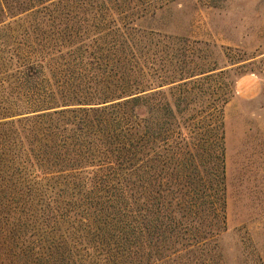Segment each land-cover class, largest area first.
I'll list each match as a JSON object with an SVG mask.
<instances>
[{
  "label": "trees",
  "instance_id": "obj_1",
  "mask_svg": "<svg viewBox=\"0 0 264 264\" xmlns=\"http://www.w3.org/2000/svg\"><path fill=\"white\" fill-rule=\"evenodd\" d=\"M182 1L0 0V264L209 260L226 229L222 105L177 91L216 67L167 34L162 66V32L142 25ZM68 56L101 75L69 81Z\"/></svg>",
  "mask_w": 264,
  "mask_h": 264
},
{
  "label": "rangeland",
  "instance_id": "obj_2",
  "mask_svg": "<svg viewBox=\"0 0 264 264\" xmlns=\"http://www.w3.org/2000/svg\"><path fill=\"white\" fill-rule=\"evenodd\" d=\"M142 25L162 32V66L167 34L186 39L177 48L179 57L183 52L190 53L191 67H216L213 77L204 81L199 80L200 75L185 79L191 83L180 81L177 91L184 95L185 89L192 87L203 100L222 105L219 109L224 118L226 229L217 237L209 260L201 258L199 263L264 264V0H184L160 10ZM78 26L70 20L68 29ZM90 51L97 54V48H89L85 62L91 57ZM72 57L68 56L69 65L63 72L69 81L80 73L86 78L101 75L102 70L96 66L73 65ZM181 59L179 69L187 67ZM245 76L249 77L248 85L257 90L249 92L250 96L239 91V81ZM170 86L163 87L166 97ZM206 103H195L194 113L207 109ZM206 115L202 112L197 116ZM205 122L211 125L214 119ZM199 169L216 172L205 157ZM187 258L181 256L163 264H186Z\"/></svg>",
  "mask_w": 264,
  "mask_h": 264
},
{
  "label": "crops",
  "instance_id": "obj_3",
  "mask_svg": "<svg viewBox=\"0 0 264 264\" xmlns=\"http://www.w3.org/2000/svg\"><path fill=\"white\" fill-rule=\"evenodd\" d=\"M250 81H249V77H247V76H245V77H243L240 81H239V86H240V93L243 95V93H244V95H246V96H250L251 95V93H249V92H253L254 90H255V88L253 87V85H248V83H249ZM255 86V85H254ZM253 88V89H252ZM257 90H255V92H256Z\"/></svg>",
  "mask_w": 264,
  "mask_h": 264
}]
</instances>
